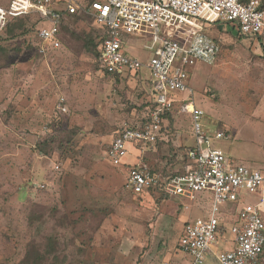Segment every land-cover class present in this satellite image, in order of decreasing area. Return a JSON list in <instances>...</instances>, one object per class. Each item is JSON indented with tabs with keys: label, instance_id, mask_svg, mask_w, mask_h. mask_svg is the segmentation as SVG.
Wrapping results in <instances>:
<instances>
[{
	"label": "rangeland",
	"instance_id": "1",
	"mask_svg": "<svg viewBox=\"0 0 264 264\" xmlns=\"http://www.w3.org/2000/svg\"><path fill=\"white\" fill-rule=\"evenodd\" d=\"M89 2L79 0L83 8ZM22 21L25 32L0 35V264H26L32 247L51 249L60 264H188L177 250L184 225L207 214L211 196L191 202L152 191L136 197L125 187L134 153L126 166L106 156L121 128L147 115L149 72L119 82L105 76L87 44H97L103 32L89 13L66 25L63 46L47 56L37 49L38 17ZM205 33L219 52L191 77L203 130L225 134L212 138V149L264 172V48L217 26ZM140 45L130 38L129 53L146 62L151 54ZM174 111L168 145L146 160L166 175L184 170V153L195 145L192 118ZM244 201L256 198L246 194ZM231 224L223 222L205 264H218L213 254L233 249Z\"/></svg>",
	"mask_w": 264,
	"mask_h": 264
},
{
	"label": "built area",
	"instance_id": "2",
	"mask_svg": "<svg viewBox=\"0 0 264 264\" xmlns=\"http://www.w3.org/2000/svg\"><path fill=\"white\" fill-rule=\"evenodd\" d=\"M64 5L63 9L59 8ZM89 13L103 30L98 40L101 69L125 80L138 79L147 70L146 91L157 103L149 121L125 126L116 134L106 152L115 166L128 165L126 189L142 196L162 186L169 197L188 201L207 200L205 216L185 223L177 250L190 264H205L213 252L223 222L230 219L234 236L232 250L213 254L218 264H264V172L236 164L221 150L212 149V138L222 140L223 132H205V115L194 100L192 71L198 63L212 65L218 45L206 35L214 26L247 37L264 48V7L260 0H96L89 8L79 0H10L0 4V35L12 22L30 16L40 20L37 49L41 56L59 50L61 24L65 15ZM141 41L151 57L144 62L129 53L128 40ZM186 94L188 99L178 98ZM192 118L195 145L186 150L185 172L164 177L147 164L157 144L168 142L162 114L175 108ZM59 109L66 112L63 103ZM59 169V167H57ZM246 194L255 204L244 201Z\"/></svg>",
	"mask_w": 264,
	"mask_h": 264
},
{
	"label": "trees",
	"instance_id": "3",
	"mask_svg": "<svg viewBox=\"0 0 264 264\" xmlns=\"http://www.w3.org/2000/svg\"><path fill=\"white\" fill-rule=\"evenodd\" d=\"M96 0H90V2H89V5H88V7L87 8H89V6L93 3V2H95ZM245 1H249V0H245ZM262 6L264 7V2L262 3ZM79 15H65V17L63 18V22H62V24H61V34H60V40H61V43H62V46H63V36H64V30H67L68 28L66 27V25H68V24H70V23H72L74 20H76V17H78ZM22 19H24V18H22ZM22 19H17V20H15L14 22H12L11 24H10V26L7 28V30L5 31V32H7V33H11V34H15V31L18 29V30H24L23 32H25L26 31V29H25V23H23V21H22ZM39 20V19H38ZM16 22V23H15ZM39 22H40V20H39ZM102 35V34H101ZM101 35H100V37H101ZM99 37V38H100ZM239 38H241V39H243L244 37L243 36H239ZM87 44H88V46L89 45H92L93 47H94V49H95V56L97 57V60H98V64H99V68L101 69V66H100V62H99V52H98V43L97 44H94L93 43V40H87ZM202 64H205V63H202ZM197 65H199V63L197 64ZM196 65V66H197ZM207 65V64H206ZM196 66H195V68H196ZM195 68L193 69V71H192V74H193V72L195 71ZM102 70V69H101ZM102 72L105 74V76H107V77H109V78H111V79H113V80H115V81H117V82H119V81H127V80H125V79H123V78H120V77H117V76H113V75H111V74H108L107 72H105V71H103L102 70ZM146 93V92H145ZM149 94V93H148ZM146 95V94H145ZM146 97H147V95H146ZM146 106H147V109H146V111H147V115H145V116H143V118H141L140 120H139V122L138 123H141V124H144L145 122H148L149 121V114L152 112V111H154V110H156V108H157V103L156 102H154V100H153V98L151 97V95H149V99H148V102L146 103ZM174 114H175V111H174V109L173 110H171V111H165L163 114H162V117H163V120L165 121V127L163 128V132H165V133H167L168 134V131H169V124H167V122H168V120L169 119H173V117H174ZM173 123H170V125H172ZM129 126H133V124L132 125H129ZM51 142V141H50ZM168 142H161V143H158L157 144V150H161L162 148H163V146H165L166 144H167ZM49 144H48V142L45 140L42 144H40V150L42 151V153H44V151H45V149H46V147L48 146ZM111 145V144H110ZM168 145V144H167ZM110 147V146H109ZM188 148H191V146L190 147H187V149ZM109 149V148H108ZM186 149V150H187ZM157 150H156V152H157ZM158 153H159V151H158ZM157 154V153H156ZM183 158H184V162L186 163L187 161V154H186V151H185V153H184V156H183ZM183 172H185V167H184V170L183 171H179V172H176V173H174V174H170V175H166L164 172H163V176L164 177H169V176H173V175H175V174H178V173H183ZM152 191H161V192H163V187L162 186H159V187H157V188H155V189H153ZM151 191V192H152ZM166 195V194H165ZM167 196V195H166ZM50 259H52V262H49V260ZM24 263H26V264H60L59 263V258L57 257V256H55L54 255V251H52L51 249H48V250H46L45 252H38L36 249H35V247H32V248H30V250H29V252L27 253V257L25 258V260H24Z\"/></svg>",
	"mask_w": 264,
	"mask_h": 264
},
{
	"label": "crops",
	"instance_id": "4",
	"mask_svg": "<svg viewBox=\"0 0 264 264\" xmlns=\"http://www.w3.org/2000/svg\"><path fill=\"white\" fill-rule=\"evenodd\" d=\"M136 162H135V156H134V162H130L129 163V165H133V164H135ZM126 166V165H125ZM128 166V165H127ZM160 172H162L163 173V171H160ZM136 196V195H135ZM185 257V256H184ZM185 258H187V259H189L188 260V264H190L191 263V260H190V258H188V257H185Z\"/></svg>",
	"mask_w": 264,
	"mask_h": 264
}]
</instances>
